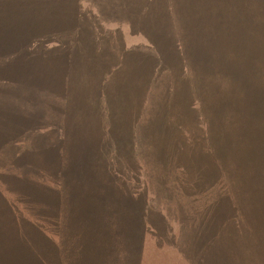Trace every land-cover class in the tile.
I'll list each match as a JSON object with an SVG mask.
<instances>
[{
  "label": "trees",
  "instance_id": "1",
  "mask_svg": "<svg viewBox=\"0 0 264 264\" xmlns=\"http://www.w3.org/2000/svg\"><path fill=\"white\" fill-rule=\"evenodd\" d=\"M23 11L29 21L40 12L35 6ZM45 18L55 20L53 12ZM130 30L144 43L119 45L117 170L108 168L104 127L100 134L99 123L92 122L98 114L93 113L94 120L81 115L86 121L74 125L69 121V113L78 109L83 114L96 110L100 96L90 94L88 100L86 92L78 98L70 73L51 94H74V104H36V95L49 92L34 84L19 94L12 73L0 76V246L9 251L0 262L33 264L38 256L35 264H79L76 255L86 258L98 242L107 243L93 235L109 233L120 253L139 251L127 264H143L145 234L158 239L155 251L169 263L173 257L187 264H264V74L259 63L252 62L253 73L243 79L237 74L227 86L223 76L219 82L209 76L215 71L216 43L199 56L172 60L169 42L143 26ZM33 43L38 40H29V50ZM181 69L201 89L190 104L189 93L182 96L188 120L184 109L177 113L172 107L179 96L174 98L168 87L176 81L172 72ZM251 90L263 94L253 97ZM21 95L24 101L18 100ZM145 114L151 136L140 132L139 117ZM214 135L224 149L209 144ZM156 139L174 148L152 150ZM172 178L168 187L164 180ZM127 199L139 201L138 213L125 208ZM33 247L41 250L25 251Z\"/></svg>",
  "mask_w": 264,
  "mask_h": 264
},
{
  "label": "rangeland",
  "instance_id": "2",
  "mask_svg": "<svg viewBox=\"0 0 264 264\" xmlns=\"http://www.w3.org/2000/svg\"><path fill=\"white\" fill-rule=\"evenodd\" d=\"M32 6L40 12L29 21L24 17L23 9ZM50 12L55 16L53 22L45 18ZM0 21V76L12 73L19 94L24 93L25 87L35 84L41 90L49 92L48 97L36 95V104H74V94H63L61 97L57 96L58 93L51 94L61 87L62 78L71 73L70 85L77 90L78 98L86 92L89 93L88 100L90 94L101 97L96 110L83 114V110L78 109L77 112L69 113V121L74 125L75 121L85 122L88 118L94 120L93 113L98 114L97 122H92L99 123L100 134L104 127V136L107 137H103V145L109 170L119 169L120 41L124 40L123 43L131 48L144 43L140 36L132 34L130 28L135 31L137 27L143 26L144 31L155 33L157 40L169 42L167 56L172 60L183 55L199 56L201 50L209 49L216 43L213 48L216 52L215 71L210 72L209 76L218 82L223 76L227 86L233 85L235 75L238 74L243 79L253 73L254 69L250 66L252 62L259 63L258 72L264 74V0H0ZM32 39L38 40V44H31L29 50V40ZM50 39L54 41H49ZM18 53L21 56L14 58ZM223 60H227V63L224 64ZM36 66L39 67L35 69ZM185 74L182 69L174 70L172 78L176 81L171 79L168 87L174 98L179 96L172 107H175L177 113L184 109L188 120L187 105L182 96L189 93L190 104L193 96L200 94L201 89L193 86L190 76ZM183 77L185 80H182ZM193 80L195 82V76ZM213 85L219 86L218 83ZM251 94L254 97L263 92L251 90ZM19 97V101H24L22 95ZM220 102L222 106L227 104L226 101ZM203 107L205 103L202 101ZM139 119L143 126L140 132L153 135L150 125L147 126L149 115H141ZM205 119L208 123L215 120L213 116L203 115V120ZM84 130L81 127L80 132ZM208 141L216 150L224 149L223 142L217 135H214L213 140L208 137ZM154 142L152 150L161 148L168 152L174 148V145H165L162 139ZM161 142L162 146L159 145ZM146 152L151 151H144ZM173 179L164 180V183L169 187ZM113 202L118 204L119 199L114 197ZM161 204L164 201L160 200L159 206ZM124 206L138 213L140 203L138 200L132 202L127 199ZM115 229L119 236V224ZM175 229L176 226L173 230ZM134 230L135 228H131V231L127 229V232L132 234ZM107 235H93L107 243L98 242L100 245H95L94 248L96 253L91 251V255L86 258L82 256L80 259V255H76L77 263L96 264L95 261L99 264H127L129 257L137 258L139 251L131 250L129 256L124 255V252H119V242L117 244L115 238H112L113 243L110 244L111 235ZM143 237L147 246L145 255L139 257L143 264H187L181 258L179 262L173 257L172 263L163 261V254L154 248L158 239L153 234H145ZM142 241L144 242V238ZM104 246L106 248L102 252ZM7 250L0 246V261L4 253H9ZM38 250L41 248L25 249ZM37 257L34 256L33 264ZM0 264L25 263L12 260ZM130 264L142 263L134 260Z\"/></svg>",
  "mask_w": 264,
  "mask_h": 264
}]
</instances>
